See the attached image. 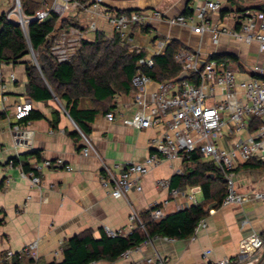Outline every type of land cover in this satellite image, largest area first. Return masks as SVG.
I'll return each mask as SVG.
<instances>
[{
    "label": "crops",
    "instance_id": "0c3cea01",
    "mask_svg": "<svg viewBox=\"0 0 264 264\" xmlns=\"http://www.w3.org/2000/svg\"><path fill=\"white\" fill-rule=\"evenodd\" d=\"M53 1L28 0L29 4H36L39 8ZM202 1L104 0V5L115 10L159 9L165 16H173L193 13ZM220 2V8L211 13V21L225 26L228 31L220 35L218 42L213 41L208 31L195 32L190 26L151 18L147 24L134 27L129 39L120 43L127 46L129 52L132 48L140 47L144 55L150 57L163 52L174 39L186 47L198 50L202 56L210 57L213 53L233 54L237 56V61L223 59L230 60L239 70L240 78H246L251 74L248 70L250 66L261 61L263 54L259 52L256 42H240L229 31L239 26L242 9L264 7V0ZM11 3L12 0H0V13ZM90 22L96 23L95 30L88 28ZM71 25L85 30V40H94L98 32L106 37L115 34L108 19L93 9H70L58 17L57 27ZM159 40L165 41L163 48L157 45ZM30 59L29 54L18 61L0 64L5 77L10 73L15 75V80L7 79L5 85L0 83V263L9 252H16L35 240L37 246L32 253L39 258L40 263L61 261L64 258L62 244L65 239L87 228H91L97 238L100 237V229L106 231V227L122 230L127 235L136 227L129 219L132 208L140 215L151 205L169 198L165 206L166 214L178 210V204L186 207L204 203L206 224L195 237L173 241L162 236L149 239L132 253V258L160 253L166 257V264H220L225 260L227 264H244L247 261L249 264H264V247L247 260L241 261L238 257L240 240L250 231H258L264 238V200L221 203L216 206L218 197L206 199L200 185L173 187L178 188L180 193L172 197L169 188L157 183L160 178L170 179L174 173H183L186 168L194 165L183 161L182 166H176L174 162L162 161L142 178L141 191L131 189L126 197H113L101 181L102 162L143 159L150 151L152 139L161 136L163 128L136 129L124 124L120 117L108 120L105 111L101 110L90 123L92 129L87 134L96 151L84 155L81 151L82 136L62 102L57 97L34 100L28 96L24 61ZM155 86L153 82L149 87ZM26 98L33 101V109L41 112L44 117L22 120L20 129L24 137L18 139L12 130V124L16 123L15 105ZM79 101L81 107L95 106L90 96L80 97ZM111 103V110L121 112L124 116H131L136 108L131 88L128 92L117 91ZM34 150L40 151L39 155L31 153L22 157L30 166H35L43 159L61 157L72 168L45 167L38 171L39 185H33L28 177L21 176L24 171L22 164L14 165L8 160ZM249 162L248 165L246 162L241 163L236 168L238 190L264 191V164L254 158ZM7 179L10 180L8 183ZM185 195H191L195 199L194 203L187 204ZM25 201L27 203L24 206ZM207 250L208 253L203 256ZM93 264H130V259L119 257L113 262L99 260L93 261Z\"/></svg>",
    "mask_w": 264,
    "mask_h": 264
},
{
    "label": "built area",
    "instance_id": "2783aa9c",
    "mask_svg": "<svg viewBox=\"0 0 264 264\" xmlns=\"http://www.w3.org/2000/svg\"><path fill=\"white\" fill-rule=\"evenodd\" d=\"M220 6V0H203L191 14L165 16L159 9L142 11L111 9L104 5V0H54L33 13H26L21 0H12L5 12L7 18L18 22L25 33L28 24L33 20H45L52 12L61 16L67 10L78 8L93 9L97 14L105 16L123 43L129 39L134 27L147 24L151 18H161L171 24L190 26L195 32L208 31L212 34L213 41L218 42L220 35L228 31L225 26L211 21V13L217 11ZM241 16L239 26L230 30V34L246 44L256 42L259 52L263 54L261 61L255 62L248 69L251 73L249 76L240 78L239 70L228 59L202 56L198 50L183 46L174 53V60L181 65L182 70L188 72V77L179 81L171 79L154 81L151 75L138 69L131 78V91L136 105L133 114L124 116L123 113L113 110L105 112L108 120L113 121L120 117L124 124L136 129L159 126L163 128L161 136L152 139L150 151L143 159L102 162L101 181L113 197H126L131 189L141 191L142 178L164 160L179 158L182 162L185 160L192 162L193 156L198 155L204 161L213 163L221 174L226 186L222 204L264 200L263 190L240 192L236 183V168L239 164L253 158L264 164V7L247 8L241 12ZM88 28L95 30L96 23L90 22ZM84 33L85 30L75 25L50 32L47 38L51 44L50 52L53 57L58 62L71 61L81 47ZM157 45L163 48L165 41L159 40ZM130 51L136 54L142 52L140 47L132 48ZM30 52L38 66L35 52L31 47ZM200 60H204L201 67ZM137 63L139 66L150 68L154 65V59L141 55ZM7 79L15 80L14 73L5 77L0 68V83L5 85ZM153 82L156 86L150 88ZM33 107L30 98L15 105L16 123L12 124V130L16 138L24 137L20 122L29 115ZM73 122L83 139L82 153L88 155L95 152L89 136L75 121ZM34 167L35 170L21 172V176L28 177L33 185H39L38 171L45 167L72 168L61 157L43 159ZM6 181L8 183L10 180ZM157 183L169 188L172 197L180 193L178 188L170 186L168 178H160ZM185 196L187 204L194 203L195 199L191 195ZM169 201V198H166L151 205L148 208L150 218L159 220L165 216V206ZM26 203L27 201L24 202V206ZM182 207L184 204L177 205L178 209ZM129 219L135 226L140 225L144 228V223L134 208L131 209ZM205 224V218L200 219L192 237H195ZM106 232L110 236L124 235L122 230L110 227H106ZM163 237L169 241L176 239ZM36 246L37 240L32 241L16 252H9L6 258L30 256L37 260L38 257L32 253ZM140 246L124 250L120 257L130 259V264H166V257L160 253L132 258V253L139 250ZM261 247H264V238L258 231L252 230L240 240L238 257L241 261L247 260ZM207 253L208 250L204 251L203 256ZM227 263L226 260L220 262ZM244 264H249V261Z\"/></svg>",
    "mask_w": 264,
    "mask_h": 264
},
{
    "label": "trees",
    "instance_id": "16d2710c",
    "mask_svg": "<svg viewBox=\"0 0 264 264\" xmlns=\"http://www.w3.org/2000/svg\"><path fill=\"white\" fill-rule=\"evenodd\" d=\"M21 2L26 13H33L39 8L36 4H29L28 0H21ZM245 9L247 8L242 11ZM58 17L57 13L52 12L45 20H33L28 24L27 33H25L19 23L8 19L5 11L1 12L0 63L22 59L30 54L31 47L37 53L38 66L31 59L24 61L28 77V96L34 100L57 97L86 134L91 131L90 123L94 121L98 112L101 110L106 112L113 108L111 101L114 94L117 91L130 90L131 78L138 69L158 81L172 79L182 71L181 65L174 60V53L184 46L179 41L171 40L163 52L153 56L154 65L148 68L139 66L137 63L138 57L144 53L129 52L127 46L120 43L118 33L112 37H106L98 32L94 40L83 39L79 51L71 61L58 62L50 52L51 44L47 38L50 32L59 28L57 27ZM210 58H230L237 61V56L233 54L213 53ZM83 96L92 97L95 106L81 107L79 100ZM55 112L58 113L57 110ZM42 117L44 115L41 112L32 109L23 120ZM39 152L34 150L23 153L10 158L8 162L14 165L22 164L26 172L35 170V167L22 160V157L31 153L39 155ZM200 159V156L194 155L192 162L185 160V163L194 166L186 168L183 173H174L170 178V185L179 188L186 185H200L206 199L218 197L216 206H219L226 194L225 183L213 163L200 161ZM249 161L246 162L247 165ZM206 214L204 203L184 206L175 212L165 214L159 220L151 219L149 210H146L140 214L144 228L138 225L127 235L110 236L101 228L100 237L97 238L93 230L87 228L65 239L62 244L64 258L61 261L40 263L39 258L35 260L33 257L14 256L11 259L4 258L0 264H89L99 260L113 262L124 250L140 246L145 241L158 236L176 239L191 237L198 221Z\"/></svg>",
    "mask_w": 264,
    "mask_h": 264
},
{
    "label": "water",
    "instance_id": "95a60500",
    "mask_svg": "<svg viewBox=\"0 0 264 264\" xmlns=\"http://www.w3.org/2000/svg\"><path fill=\"white\" fill-rule=\"evenodd\" d=\"M16 22V21H14ZM18 23V22H16ZM204 64V60H200V67ZM188 77V72L186 70H182L177 76H175L174 78H172V81H179L182 80L184 78Z\"/></svg>",
    "mask_w": 264,
    "mask_h": 264
},
{
    "label": "rangeland",
    "instance_id": "374dc122",
    "mask_svg": "<svg viewBox=\"0 0 264 264\" xmlns=\"http://www.w3.org/2000/svg\"><path fill=\"white\" fill-rule=\"evenodd\" d=\"M30 55H31V52H30ZM35 55L37 57V53L36 52H35ZM31 59L33 60V56L32 55H31ZM200 161H204V159L201 158ZM163 162H174V165H176V166H182V163H181L182 161L179 158L178 159H174V160H164ZM236 183H237V179H236Z\"/></svg>",
    "mask_w": 264,
    "mask_h": 264
}]
</instances>
